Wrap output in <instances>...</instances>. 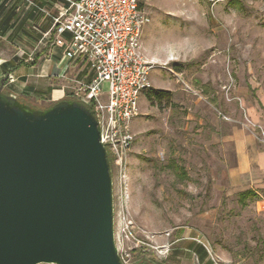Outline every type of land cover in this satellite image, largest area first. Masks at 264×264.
<instances>
[{"label":"rangeland","instance_id":"rangeland-1","mask_svg":"<svg viewBox=\"0 0 264 264\" xmlns=\"http://www.w3.org/2000/svg\"><path fill=\"white\" fill-rule=\"evenodd\" d=\"M57 3L0 0V24L17 13L15 28L0 34V85L35 111L76 99L89 79L68 63L44 83L30 82L37 95H24L12 74L65 52L50 32ZM147 12L141 40L155 65L151 89L171 100L151 103L147 91L139 101L126 192L111 163L119 255L127 264H264V183L231 178L237 141L264 149V0H150ZM53 89L61 100L52 101ZM247 190L256 195L241 200ZM190 244L207 253L203 262Z\"/></svg>","mask_w":264,"mask_h":264},{"label":"water","instance_id":"water-1","mask_svg":"<svg viewBox=\"0 0 264 264\" xmlns=\"http://www.w3.org/2000/svg\"><path fill=\"white\" fill-rule=\"evenodd\" d=\"M0 85V264H123L100 125L79 102L35 111Z\"/></svg>","mask_w":264,"mask_h":264},{"label":"built area","instance_id":"built-area-1","mask_svg":"<svg viewBox=\"0 0 264 264\" xmlns=\"http://www.w3.org/2000/svg\"><path fill=\"white\" fill-rule=\"evenodd\" d=\"M59 1L63 5L54 4L58 15L50 30L53 45L65 49L66 64L80 66L87 71L86 79L91 77L80 83L76 100L95 114L101 143L126 192V158L135 139L131 123L140 114L142 95L151 89L149 76L155 68L145 57L141 40L150 22V0Z\"/></svg>","mask_w":264,"mask_h":264},{"label":"crops","instance_id":"crops-1","mask_svg":"<svg viewBox=\"0 0 264 264\" xmlns=\"http://www.w3.org/2000/svg\"><path fill=\"white\" fill-rule=\"evenodd\" d=\"M63 53V50H54L36 66L20 67L13 70L12 74L17 78V85L25 88L22 90V94L37 95V90L35 88L33 90V85L30 82L39 85L45 82V78L56 76L61 72L67 65ZM60 94L61 90L53 89L51 93L52 101L61 100L58 97ZM235 153L237 165L231 170V178L239 184H243V180L253 184L264 183V149L257 143L240 139L235 145Z\"/></svg>","mask_w":264,"mask_h":264},{"label":"trees","instance_id":"trees-1","mask_svg":"<svg viewBox=\"0 0 264 264\" xmlns=\"http://www.w3.org/2000/svg\"><path fill=\"white\" fill-rule=\"evenodd\" d=\"M17 18V13L16 11L12 10L10 12L9 15H7V17L4 19V21L0 24V34L1 35H6L11 29H14L15 27H13V22L16 20ZM52 24V23H51ZM53 40H54V36H53ZM36 63H33L31 66H35ZM17 67H15L12 70H15ZM11 70V71H12ZM91 80V77L87 80V82H89ZM146 97L147 100L151 103H158L161 104L164 101H170L171 100V94L167 91H163V90H154V89H149L148 92L146 93ZM64 101H74V102H78L76 99H72V100H64ZM59 103V102H57ZM55 103V104H57ZM54 104V105H55ZM109 163L111 166V160L109 159ZM256 194L253 190H247L244 192L239 193L240 199L241 200H245L249 197H254ZM190 247L193 248V250H195L198 254L199 259L201 260V262H203L206 258V252L204 251V249L200 246H195L194 244H190ZM210 264V263H209Z\"/></svg>","mask_w":264,"mask_h":264}]
</instances>
